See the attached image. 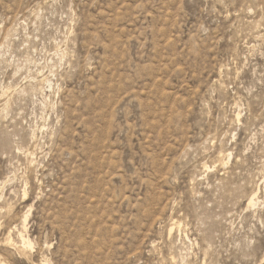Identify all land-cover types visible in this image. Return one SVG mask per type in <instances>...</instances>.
<instances>
[{"label":"rangeland","instance_id":"1","mask_svg":"<svg viewBox=\"0 0 264 264\" xmlns=\"http://www.w3.org/2000/svg\"><path fill=\"white\" fill-rule=\"evenodd\" d=\"M0 264H264V0H0Z\"/></svg>","mask_w":264,"mask_h":264},{"label":"bare ground","instance_id":"2","mask_svg":"<svg viewBox=\"0 0 264 264\" xmlns=\"http://www.w3.org/2000/svg\"><path fill=\"white\" fill-rule=\"evenodd\" d=\"M44 81V80H43ZM47 83V82H46ZM49 84V83H48ZM4 98V97H3ZM10 101V100H9ZM7 104H8V101L3 105V106H6V110H7ZM9 105V104H8ZM2 108V107H1ZM4 109V108H3ZM22 128V127H21ZM20 139V138H19ZM8 141V140H7ZM23 144V143H22ZM19 146V145H18ZM7 149V148H6ZM23 149V148H22ZM2 153V152H1ZM227 154V153H226ZM221 165V164H220ZM17 179V178H16ZM29 180V179H28ZM26 182V181H25ZM26 184V183H25ZM29 184V183H28ZM27 186V185H26ZM40 187V186H39ZM31 192V191H30ZM27 193V192H26ZM25 193V194H26ZM254 197V196H253ZM253 201H251V203H252ZM251 205V204H250ZM27 221H28V215H26V217H25V219H24V223L26 224L27 223ZM177 222L176 223H174L173 224V228H172V230L177 226ZM182 226V225H181ZM179 227V226H178ZM177 227V228H178ZM22 230V229H21ZM21 236V240L23 241V243L25 244V245H28L27 247H32V243L29 241V239H27V237H25V235H23V233H21V235H19V237ZM12 240V239H11ZM11 240H9L8 241V244H11Z\"/></svg>","mask_w":264,"mask_h":264}]
</instances>
